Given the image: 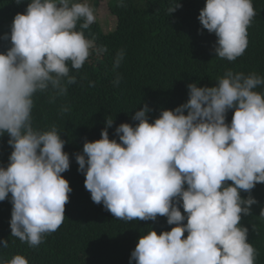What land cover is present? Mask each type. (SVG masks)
Here are the masks:
<instances>
[{"label": "clouds", "instance_id": "clouds-1", "mask_svg": "<svg viewBox=\"0 0 264 264\" xmlns=\"http://www.w3.org/2000/svg\"><path fill=\"white\" fill-rule=\"evenodd\" d=\"M255 15L252 0H206L198 20L217 37L216 57L234 61L243 55ZM95 20L87 0H30L3 37L11 47L0 54V135H9L13 151L8 166L0 167V201L11 193V235L31 247L62 225L72 192L61 175L70 167L66 142L54 127L33 129V97L50 89L64 95L76 83L69 64L79 70L93 50H105L84 35ZM122 58L118 53L116 67ZM260 85L264 78L255 73L228 71L214 87L189 84L188 101L162 110L152 123L145 105L132 117L139 122L135 127L116 128L119 143L109 139L111 119L101 139L85 141L75 159L92 201L122 220L160 216L176 225L142 235L130 264H255L241 219L257 201L242 199L240 190L250 193L264 183V94L255 91ZM0 245L6 248L8 241ZM7 264L28 261L16 255Z\"/></svg>", "mask_w": 264, "mask_h": 264}, {"label": "trees", "instance_id": "trees-1", "mask_svg": "<svg viewBox=\"0 0 264 264\" xmlns=\"http://www.w3.org/2000/svg\"><path fill=\"white\" fill-rule=\"evenodd\" d=\"M28 3L30 0L19 5L16 0H0V54L11 47L10 39L3 37L10 36L15 15L24 14ZM177 3L182 6L170 14L169 8ZM205 3L206 0H109L110 14L117 19L115 31L105 34L98 23L84 30L86 38L105 50L99 54L93 50L79 70L69 64L76 83L68 85L64 95L50 89L33 97V129L44 132L54 127L66 142L63 151L69 155L70 167L61 175L72 192L65 205V219L57 231L44 235L40 245L31 247L11 235L13 205L9 193L0 201V240L8 241L6 248L0 245V261L7 264L21 255L28 264H130L131 253L142 235L150 230L159 235L176 226L168 225L167 218L160 216L156 221L114 217L103 203L92 201L75 155L83 154L85 141L101 139L106 120H113L107 128L109 139L119 143L116 128L123 123L135 127L139 122L132 117L145 105L150 109L147 116L152 123L162 110L185 104L189 84L214 87L228 71L255 73L264 78V0H252L256 15L247 29L248 46L234 61L216 57L217 37L203 29L198 20ZM120 52L123 58L116 67ZM255 91L264 94V85ZM65 108L67 111H62ZM233 113L228 111L226 123H231ZM9 139L7 133L0 135V167L4 168L13 151ZM240 195L242 199L251 195L257 201L250 207V215L242 214L241 226L248 229L247 242L256 250L255 264H264V183L256 184L250 193L240 190ZM180 211L185 214L182 207ZM187 235L186 232L183 238Z\"/></svg>", "mask_w": 264, "mask_h": 264}, {"label": "rangeland", "instance_id": "rangeland-1", "mask_svg": "<svg viewBox=\"0 0 264 264\" xmlns=\"http://www.w3.org/2000/svg\"><path fill=\"white\" fill-rule=\"evenodd\" d=\"M83 2V1H82ZM95 11L96 20L105 34L115 31L117 19L110 14L109 0H87Z\"/></svg>", "mask_w": 264, "mask_h": 264}]
</instances>
